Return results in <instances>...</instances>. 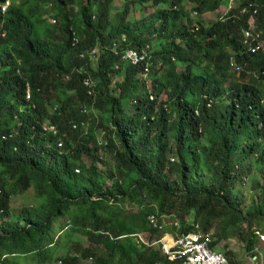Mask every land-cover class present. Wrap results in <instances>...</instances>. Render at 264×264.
Segmentation results:
<instances>
[{
  "label": "trees",
  "instance_id": "trees-1",
  "mask_svg": "<svg viewBox=\"0 0 264 264\" xmlns=\"http://www.w3.org/2000/svg\"><path fill=\"white\" fill-rule=\"evenodd\" d=\"M86 1L16 0L0 14V264L52 259L58 241L74 233L90 244L74 242L76 252L62 264H180L153 242L164 233L170 241L210 233L216 220L224 226L212 247L233 233L251 251L256 232L264 233V187L256 184L258 196L244 208L236 167L248 161L264 170V53L248 52L241 30L255 8L264 39V0H242L209 25L200 16L228 0H140L156 7L143 26L127 21L129 5L114 20L116 0ZM184 1L197 16L187 27L178 24L187 16ZM47 16L57 24L38 26ZM123 36L121 48L150 45L152 100L139 78L146 64L131 65L111 50ZM233 64L241 78L257 76L259 87L231 80ZM60 88L69 93L64 103ZM105 154L112 168L104 167ZM29 189L38 204L12 214L13 196ZM179 212L186 215L179 229L164 228L162 216ZM151 214L162 230L150 224ZM145 232L150 242L139 243Z\"/></svg>",
  "mask_w": 264,
  "mask_h": 264
},
{
  "label": "rangeland",
  "instance_id": "rangeland-1",
  "mask_svg": "<svg viewBox=\"0 0 264 264\" xmlns=\"http://www.w3.org/2000/svg\"><path fill=\"white\" fill-rule=\"evenodd\" d=\"M16 1V0H14ZM137 2V4L135 5L133 2ZM86 3H88V1L85 0ZM140 0H116L115 1V9L112 11V17L115 20L118 16L119 13L123 10H126L129 5L130 7V13L127 16V21L132 22V23H139L141 26L148 24V22L151 20V16L154 13V11L156 10V7H154L152 5V3L147 2L146 4L140 3ZM242 0H228V3L225 5H221L218 9H216L215 11H207L204 12L200 18L201 20L204 22L205 25H209L211 23H215L218 20L223 21L226 18L227 12L229 11V9H233V8H237L241 5ZM180 5H176L175 7H173L176 11L179 9ZM182 7L184 9V11L187 13V16H182L181 19L179 20L178 24L179 25H183V27H187L188 25L194 23V20L196 19L197 16L195 11H194V6L192 4H190L188 1H184L182 3ZM67 9V6H66ZM195 14V15H194ZM256 17V15H255ZM190 19V20H188ZM256 22V19L255 21ZM49 24V21L47 18H43V22L42 25L39 24L38 26H46ZM162 25V22L158 21L157 26ZM192 26V25H191ZM190 26V27H191ZM256 26V24H255ZM189 27V29H190ZM257 33L261 34L258 29ZM145 37H147V34H145ZM124 41V39H123ZM242 42V41H241ZM237 68V75H232L233 77H230V79L235 80L237 82L240 83H246V85L252 86V87H259V81L256 80L257 76H252V74L247 73V75L244 78L240 77V70L238 69L239 67L237 66H231L229 70L230 73L232 72L234 73V70H236ZM231 73V74H232ZM91 74V73H90ZM118 78H122V77H118ZM226 86L229 85V82L227 81ZM262 90H264L263 88H260ZM58 95L60 96L61 100H59L60 102L64 103V100H67L69 93H67L63 88H60L58 90ZM162 100L165 99V96H161ZM55 102V100L53 101ZM133 102V101H132ZM127 105V103H126ZM134 106L135 104L129 103L126 106L125 112H127L128 114H133L134 113ZM54 110V108H53ZM53 110H50V112H52ZM96 114V112H95ZM98 134V137H101L102 135ZM257 142L260 140L254 136V139ZM62 151V150H61ZM108 151H104V153H107ZM108 155V153H107ZM107 155H104V161L109 162L108 166L104 167L106 169H108V167H113L112 164V160L109 158V156L107 157ZM84 160L86 162H89V158L87 156L84 155ZM246 164H248V161L245 163V165L243 164L240 167H236V171H239V176L238 179L236 181L235 187H236V191L240 194L241 196V200L243 202V207L244 208H248L251 204L252 201L254 199L257 198L259 190L255 188L256 184H260L261 186L264 187V170H262V168H256L254 167L252 164L249 166H246ZM78 170V169H77ZM109 183V182H107ZM34 193V189H29L27 192L23 193V195L19 196V197H14L11 199V213L13 214H20L21 211L24 208H32V206H36L37 200H34V202H32V196ZM124 200H120V202L122 204H124V207H128L130 206V204L123 202ZM136 210H138L139 208L136 207ZM186 215L185 213L181 214V212L179 213H172V214H166L164 216H162V220H163V227H174L176 229H179V224L181 222L182 219H185ZM222 219V218H220ZM227 219V218H226ZM225 219V220H226ZM60 221L62 223H66V224H71V221L69 219H67L66 217H62L60 218ZM224 226V222L221 220H216L215 221V227L214 229H212V231L210 232V234H212V237H215L216 234L220 233V230H218V228H220L222 230V227ZM55 230L54 233L56 234V238H60L61 236V232H57L56 230H59V223H57L56 225H54ZM245 224L240 225V228H245ZM57 228V229H56ZM66 230L63 229V231ZM68 230V229H67ZM251 230H259L256 226V224H253L251 227ZM260 231V230H259ZM264 234V233H263ZM141 236H144V238L146 239V241L149 243L151 240V237L149 235L148 232L145 233H139L137 237V241L141 238ZM164 235V234H163ZM164 237V236H163ZM216 239V238H215ZM159 240H155L153 242V245L156 244V246H159L160 248H163V245L161 243H159ZM59 244L57 245V253L54 254L52 256V259H47V260H43L40 259L39 257H35L33 258V255L31 256H27V257H23L20 261L19 264H62L60 261L61 257H64L66 254H73L74 252H76V250L74 249V242H78L80 243L82 246H88L89 240L87 239V237H85V235L83 234H79V233H74L72 234V236L70 238H67L65 236L62 237V239H60V241H58ZM221 245L216 246L215 249H218L221 252H229L230 255L233 256L234 259H236V261L238 262V264H250L248 259H247V251L244 250V246L245 243L241 242L239 240V238L234 235L232 233V235L229 238L224 239L221 243ZM258 247L259 249H264V242H261L259 237L257 238L255 245L253 248ZM90 259V258H89ZM88 259V262H91V260Z\"/></svg>",
  "mask_w": 264,
  "mask_h": 264
},
{
  "label": "built area",
  "instance_id": "built-area-1",
  "mask_svg": "<svg viewBox=\"0 0 264 264\" xmlns=\"http://www.w3.org/2000/svg\"><path fill=\"white\" fill-rule=\"evenodd\" d=\"M231 9V8H230ZM247 7L241 8V13L245 14L247 12ZM255 15H257V9H253L252 13L249 15L247 21V27L241 30L242 45L246 46L248 52L264 53V39L261 34L257 33L255 26ZM122 59L129 61L131 65H141L145 63V66H140L144 68V71H140L139 75L143 78H147V73L149 72L150 63V47L145 45V47H140L138 49L129 48L124 50L122 53ZM29 99L27 92L26 100ZM46 130L56 132L52 125H46ZM58 146H62V142H58ZM149 222L154 228H159L162 230V226H158L156 218L151 214L149 216ZM261 242H264V234H259L256 232ZM159 241L163 245V251L169 257V259L179 262L180 264H233L231 263L224 252L212 247L213 241L212 234L202 232L197 230L189 234H181L180 236L174 237L169 240H165L168 233H164ZM139 243H146L144 236L140 235ZM170 242L172 246H170ZM247 259L250 264H264V249H259L258 247L253 248L251 251L247 252ZM91 260V258L89 259Z\"/></svg>",
  "mask_w": 264,
  "mask_h": 264
},
{
  "label": "clouds",
  "instance_id": "clouds-1",
  "mask_svg": "<svg viewBox=\"0 0 264 264\" xmlns=\"http://www.w3.org/2000/svg\"><path fill=\"white\" fill-rule=\"evenodd\" d=\"M12 3H14V0H5L4 2H0V14L3 15V16L6 15V14L9 12ZM195 13H196V12H195ZM194 15H195V14H194ZM195 16H196V15H195ZM46 18L48 19L49 24H52V25L57 24V20L54 19L53 17H51V16H47ZM1 22H2V21H1ZM49 24H48V25H49ZM2 25H3V22H2ZM123 39H124V41H123ZM125 40H126V37H125V36H123V37L121 38V40H120V39H119V40L117 39V40L113 43V46H112V48H111L112 52H113L117 57H119L122 61H123V59H122V54H121V53H122L124 50H126V49L132 48V47L121 48V43H122V42H125ZM146 45H149V44H146ZM149 47H150V45H149ZM133 49H135V48H133ZM150 50H151V48H150ZM150 54H151V53H150ZM129 64H130V63H129ZM234 65H235V64H233L232 66H234ZM139 78H140V80H141L142 82H144V83L146 84L147 91H148V93H149V99L152 100V99H153V96L150 95V93H151V87H152V86L148 83L147 78H143V77H141L140 75H139ZM85 84H86L87 87H89V86L91 85V82H90V81H87ZM27 92H28V95H29V94H30V93H29V86H28L27 89H26V96H27ZM25 99H26V98H25ZM29 100H30V99H28L27 101H29ZM132 103H133V104H136L137 101L134 100ZM143 119H144V120H147V117L144 116Z\"/></svg>",
  "mask_w": 264,
  "mask_h": 264
},
{
  "label": "bare ground",
  "instance_id": "bare-ground-1",
  "mask_svg": "<svg viewBox=\"0 0 264 264\" xmlns=\"http://www.w3.org/2000/svg\"><path fill=\"white\" fill-rule=\"evenodd\" d=\"M165 240H169L168 236H166Z\"/></svg>",
  "mask_w": 264,
  "mask_h": 264
}]
</instances>
